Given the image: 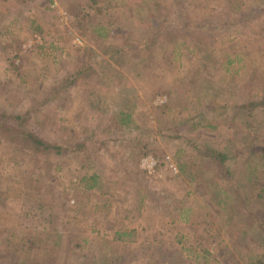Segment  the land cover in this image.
I'll list each match as a JSON object with an SVG mask.
<instances>
[{
	"label": "rangeland",
	"instance_id": "obj_1",
	"mask_svg": "<svg viewBox=\"0 0 264 264\" xmlns=\"http://www.w3.org/2000/svg\"><path fill=\"white\" fill-rule=\"evenodd\" d=\"M262 96L264 0H0V264H264Z\"/></svg>",
	"mask_w": 264,
	"mask_h": 264
},
{
	"label": "trees",
	"instance_id": "obj_2",
	"mask_svg": "<svg viewBox=\"0 0 264 264\" xmlns=\"http://www.w3.org/2000/svg\"><path fill=\"white\" fill-rule=\"evenodd\" d=\"M180 1V0H179ZM107 30V28H105V27H101L100 29H97L96 28V26H95V30H94V34H95V36H97V37H99V38H101V37H103V36H105L104 34H105V32H106V35H107V33H108V31H106ZM105 31V32H104ZM249 105L250 106H253V107H260V108H262V109H264V96H262V98L260 99V100H258V102L257 101H250L249 102ZM241 107H247L248 106V103H246V104H242V105H240ZM120 117H123L124 118V120H125V123H127L128 121H130V119H131V113H129V112H127V111H125V110H122L120 113ZM18 115V114H17ZM17 115H14V118H17L18 119V117L19 116H17ZM17 116V117H16ZM25 138H27V141L28 142H34L35 143V145H36V147L38 148V147H40V148H42L44 151H49V150H51L52 148L53 149H57V148H60L59 146H55V145H52V144H50V143H48V142H46V141H44V140H42V139H39L38 137H36L35 135H33V134H31V133H26L25 134ZM212 153V152H211ZM210 153V154H211ZM256 155H258L259 157V163L260 162H262V160H263V158H264V153H257ZM213 158H215V160H217L218 162H220V165H221V167H222V170H223V172L225 173V175L227 176V177H231L232 176V169H233V167L230 165V164H228V163H225L224 161L228 158L227 157V153H225V154H222V152H217V151H213ZM255 160H256V156H255ZM256 161H258V160H256ZM216 164H218V163H216ZM250 164H248V166H249ZM251 167H252V171H254L255 170V167H253L252 165H250ZM96 176L94 175V181H96V178H95ZM94 185H92V187H93ZM234 198H236V197H234ZM233 198V195L232 194H230V195H228V197H227V202L228 203H230V204H233V203H235V201L237 200V199H234ZM234 199V200H233ZM226 206H227V203H226ZM230 211H231V209H230ZM61 235V234H60ZM117 260L118 259H120V256H119V258H116ZM154 259V258H153ZM151 260L152 261V263H155V264H157L156 263V261H155V259L154 260ZM115 260V259H114ZM113 260V261H114ZM116 261V260H115ZM155 261V262H154ZM259 263L260 264H263L261 261H259Z\"/></svg>",
	"mask_w": 264,
	"mask_h": 264
}]
</instances>
